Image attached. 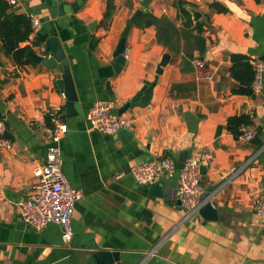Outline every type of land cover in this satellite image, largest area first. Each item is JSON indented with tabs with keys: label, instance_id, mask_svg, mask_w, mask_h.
I'll list each match as a JSON object with an SVG mask.
<instances>
[{
	"label": "crops",
	"instance_id": "0c3cea01",
	"mask_svg": "<svg viewBox=\"0 0 264 264\" xmlns=\"http://www.w3.org/2000/svg\"><path fill=\"white\" fill-rule=\"evenodd\" d=\"M64 1H81L78 11L59 16L52 0H19L14 7L37 16L39 33L59 38L65 50L78 115L63 119L68 131L60 143L62 172L84 197L76 205L70 242L56 224L38 231L23 222L20 203L51 143L46 118L54 108L65 115L68 101L57 84L58 67L19 66L0 41V120L13 144L0 151V264H98L100 250L118 252L117 264H264V234L254 211L264 199V68L254 97L234 94L231 75L233 55L264 65V0H181L188 11L201 13L199 21L191 15L190 25L177 0H151L139 22L147 14L157 22L131 28L119 73L114 54L142 0H113L109 21L108 0ZM213 3L228 11L212 12ZM35 52L50 57L46 48ZM166 54L170 61L159 73ZM97 102H111L112 116L131 120L128 133L91 131L86 118ZM242 115L252 119L243 129L255 135L251 142L227 130L228 119ZM197 150L214 156L202 163V185L218 219L199 213L177 227L184 214L178 172L160 182L164 194L158 197L132 171L156 156L177 163L182 152L190 158Z\"/></svg>",
	"mask_w": 264,
	"mask_h": 264
},
{
	"label": "built area",
	"instance_id": "2783aa9c",
	"mask_svg": "<svg viewBox=\"0 0 264 264\" xmlns=\"http://www.w3.org/2000/svg\"><path fill=\"white\" fill-rule=\"evenodd\" d=\"M8 1L12 6H16L19 0ZM183 1L188 2L190 0ZM30 19L32 21V33L28 44H31L41 29V21L37 16L30 15ZM195 62L200 69L205 68V63L198 57H196ZM252 65L256 72L253 87H258L261 83L264 65L258 61H253ZM112 109L113 104L111 102L95 103L86 118L90 130L108 135H117L122 130H130L132 121L123 116H112ZM51 118L53 126L44 125L51 140L47 149L46 162L35 168L36 181L20 203L21 217L26 225L38 231L45 229L50 224L60 226L64 240L70 242L74 236L72 220L76 205L84 196L81 191L68 186L62 172L60 143L68 131L67 123L63 120L62 109L54 108L51 112ZM238 139L251 142L255 139V135L243 130ZM12 148L13 144L6 135L5 123L0 120V151H9ZM255 157L247 160L240 169L231 174L224 185L238 176L254 161ZM213 160L212 153L205 154L204 151L197 150L187 159L183 169L178 170L177 163L173 158L156 156L151 161L136 166L132 174L140 185L151 186L160 184L165 177L173 176L178 172V198L184 208L183 217L177 224V227H181L199 214L210 201V197H204L202 163L204 161L213 162ZM254 211L259 217L260 230L264 234V199L255 202Z\"/></svg>",
	"mask_w": 264,
	"mask_h": 264
},
{
	"label": "trees",
	"instance_id": "16d2710c",
	"mask_svg": "<svg viewBox=\"0 0 264 264\" xmlns=\"http://www.w3.org/2000/svg\"><path fill=\"white\" fill-rule=\"evenodd\" d=\"M177 1L182 14L188 18L186 25H190L192 23L191 12L187 10L184 2L181 0ZM210 7L214 13H225L228 11L226 7L219 3H213ZM112 13L113 0H108L104 21H109L112 18ZM143 22L150 26L155 24L157 19L152 16L148 17L147 14L139 23L143 24ZM197 27L198 31L201 32L202 27L200 25H197ZM31 33L32 21L30 16L18 13L8 0H0V41L2 42L4 52L11 56L19 66L35 64L34 60L29 56V51L35 52L36 47L46 48L45 43L48 38L40 33H38L31 44H28ZM46 53H48L47 48ZM231 60V75L237 82V87L233 89L234 94L254 97L253 83L256 72L250 59L243 55H233ZM46 123L49 127L53 126L51 116L46 118ZM252 124V119L248 115L231 117L227 121V130L236 138H239L243 133V129L251 127Z\"/></svg>",
	"mask_w": 264,
	"mask_h": 264
},
{
	"label": "water",
	"instance_id": "95a60500",
	"mask_svg": "<svg viewBox=\"0 0 264 264\" xmlns=\"http://www.w3.org/2000/svg\"><path fill=\"white\" fill-rule=\"evenodd\" d=\"M54 5H57L58 7V15L63 16L66 13L74 12L76 13L79 8L80 2H76L74 4L66 5L64 0H52ZM151 0H142L140 7L135 12V14L132 16L130 23L126 27L123 38L120 41L117 50L114 54V57L116 58V64H115V70L117 73H119L124 65L126 64V58H125V52H126V41L127 36L133 26H135L141 17L144 15L145 11L149 9ZM189 11L192 13L194 19L196 21H199L201 18V13L195 10L194 8H190ZM45 47L50 52V57L46 59L43 56H40L34 51H29V56L34 60L37 64L44 63L48 67H58L59 70L62 72V75L60 79L58 80L57 84L60 90L65 94L68 106L66 114L63 115V118L70 119L72 117H75L78 115V112L75 108V104L78 102V95L76 92V87L74 84L72 72L70 69L69 62L67 60V56L65 53V50L62 46V43L59 38L57 37H50L47 39L45 43ZM170 61V56L166 54L159 66V73H161V68L165 67L168 62ZM129 106H125L121 111L120 114H123L125 110L128 109ZM125 133H128V130H122ZM121 131V132H122ZM189 157V152L185 151L182 152L179 161L177 162V169L181 170L184 167L185 162L187 161ZM150 190L153 195L162 197L164 194V189L160 184H154L150 186ZM200 214L203 216L205 220L214 221L218 219L217 210L213 207V205L209 202L207 203L202 210L200 211ZM95 258L98 261V264H117L120 261V254L118 252H110V251H104L100 250L95 254Z\"/></svg>",
	"mask_w": 264,
	"mask_h": 264
}]
</instances>
